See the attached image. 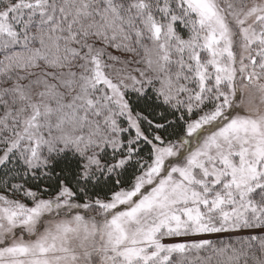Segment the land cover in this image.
I'll return each instance as SVG.
<instances>
[{
	"label": "snow or ice",
	"instance_id": "obj_1",
	"mask_svg": "<svg viewBox=\"0 0 264 264\" xmlns=\"http://www.w3.org/2000/svg\"><path fill=\"white\" fill-rule=\"evenodd\" d=\"M0 264H264V0H0Z\"/></svg>",
	"mask_w": 264,
	"mask_h": 264
}]
</instances>
